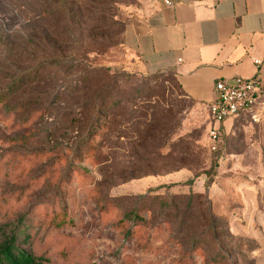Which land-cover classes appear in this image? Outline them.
Segmentation results:
<instances>
[{"label": "rangeland", "instance_id": "rangeland-1", "mask_svg": "<svg viewBox=\"0 0 264 264\" xmlns=\"http://www.w3.org/2000/svg\"><path fill=\"white\" fill-rule=\"evenodd\" d=\"M43 1L0 0V92L30 76L7 101L19 109L0 107V222L28 213L49 264H264V121L235 122L212 152L208 106L173 73H141L124 30L102 53L57 51L38 29ZM115 1L125 21L147 0ZM103 91L120 103L88 144Z\"/></svg>", "mask_w": 264, "mask_h": 264}, {"label": "crops", "instance_id": "crops-1", "mask_svg": "<svg viewBox=\"0 0 264 264\" xmlns=\"http://www.w3.org/2000/svg\"><path fill=\"white\" fill-rule=\"evenodd\" d=\"M122 38L141 73H173L200 105L212 103L219 80H264V0H147L129 14ZM233 122L225 120L226 132Z\"/></svg>", "mask_w": 264, "mask_h": 264}, {"label": "trees", "instance_id": "trees-1", "mask_svg": "<svg viewBox=\"0 0 264 264\" xmlns=\"http://www.w3.org/2000/svg\"><path fill=\"white\" fill-rule=\"evenodd\" d=\"M43 2L46 8H44L45 11H41L39 14L40 25L38 27L39 30H42V39L49 46L56 47L57 51H71V53H77L79 56L95 53V51L102 53L105 51L104 48L113 46V44L115 45L120 31L125 29L129 18L128 16L125 21L121 18L122 13H120L119 8L124 4L122 1H115L114 8L113 0H44ZM23 18L25 21L24 27H29L32 33L35 25L33 17L25 14ZM54 22L57 23V27L62 26L61 33L52 27ZM75 45H78V47H75ZM98 70L101 72L99 79L102 77V74L113 79V72H111L110 68L99 67ZM18 76L13 86L0 92V107H5L11 111L19 109V106L9 107L7 101L11 94L15 90H18L19 85L23 84L30 76L26 77L25 74ZM102 93L100 101L98 103H96L97 101L94 102L93 109L90 111V113L92 112L90 114L92 115L90 117V131H93V133H91L88 144H91L92 139L97 136L98 132L106 131V119L110 116L108 109L120 103L118 100L113 102V99H110L111 97L104 95V91ZM209 120L211 125V118ZM240 120L252 122L251 112L239 114L234 119L230 129H234L236 127L235 122ZM226 134H228V131L226 132L224 129H221L220 145L212 152L218 153L222 149ZM162 203L163 208L161 210L166 212L165 216L168 219L166 223L171 225L173 221L170 219L175 218L174 211L171 209L176 210V206L172 201H164ZM193 205L194 201L193 197H191L185 207L186 216L196 214L193 211ZM207 221L212 224V235L216 237L218 235L217 224L219 219L210 215ZM230 237L233 238L231 234ZM49 263L50 258L45 252L38 253L35 250L33 228L29 221L28 213H20L10 221L0 222V264Z\"/></svg>", "mask_w": 264, "mask_h": 264}, {"label": "built area", "instance_id": "built-area-1", "mask_svg": "<svg viewBox=\"0 0 264 264\" xmlns=\"http://www.w3.org/2000/svg\"><path fill=\"white\" fill-rule=\"evenodd\" d=\"M169 3V2H167ZM259 65L258 59H253ZM211 125L208 132L209 147L216 150L221 142L220 132L228 118L235 119L242 112H251L253 123L264 119V80L235 77L230 81L219 80L215 83V98L208 106Z\"/></svg>", "mask_w": 264, "mask_h": 264}]
</instances>
